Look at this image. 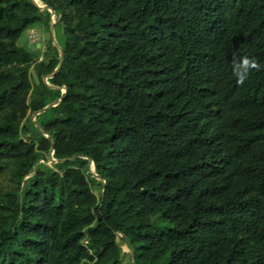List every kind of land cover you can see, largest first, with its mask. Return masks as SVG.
<instances>
[{
	"label": "trees",
	"instance_id": "obj_1",
	"mask_svg": "<svg viewBox=\"0 0 264 264\" xmlns=\"http://www.w3.org/2000/svg\"><path fill=\"white\" fill-rule=\"evenodd\" d=\"M0 264H264V0H0Z\"/></svg>",
	"mask_w": 264,
	"mask_h": 264
},
{
	"label": "water",
	"instance_id": "obj_2",
	"mask_svg": "<svg viewBox=\"0 0 264 264\" xmlns=\"http://www.w3.org/2000/svg\"><path fill=\"white\" fill-rule=\"evenodd\" d=\"M33 1L36 3V0H33ZM38 6H39V7H42L43 9H48L51 13H53L52 8L49 7V6L40 5V4H38ZM53 24H54V21L52 20V21L50 22V28H49L51 32L53 31ZM52 40H53L54 45L56 46V48H57V50H58V54H59L58 64H57V66L55 67V69L53 70V72H55V71L57 70V68L59 67V65L61 64L63 53H62V49H61L60 45L54 40V37H53V36H52ZM34 47L39 48V47H40V44H39V43H36V44L34 45V43H31V42L28 43V48H34ZM53 72H52V73H53ZM52 73L43 76V80L45 81V83H46V79H47L49 76H51ZM46 84L49 85V86H51V87H53V88L63 89V91L61 90V95H60L59 98H57V99H55V100L49 102L48 104H46V105H45L44 107H42L41 109H39V110L33 112L32 115H31V119L34 121V124L36 125V127H37V128H38V129H39V130H40L45 136H47V137L51 140V137L49 136V134L46 133V132L43 130V128L39 125V123L35 120V115L38 114V113H40V112H42V111H44V110H46V109H48V108L51 107V106L56 105V104L61 100V98L64 96V94H65V92H66V87H65V85H62V86H52V85L48 84V82H47ZM52 151H53V150H52V147H51V148H50V154H49L50 160H51V161H56V160L52 157ZM62 160H65V159H62ZM88 167H89V169H90V172H91V173H92L97 179H100V180H101V182H102L101 196H103V193H104V179H102L97 173L94 172V170L92 169V168H93V163H92L91 160H89ZM121 236L126 240V243H127V245H128V249H129V251H131V253H132V258H133V251H132V248H131V244H130V242L128 241V239H127V237H126L125 235H121ZM132 261H133V260H132Z\"/></svg>",
	"mask_w": 264,
	"mask_h": 264
},
{
	"label": "rangeland",
	"instance_id": "obj_3",
	"mask_svg": "<svg viewBox=\"0 0 264 264\" xmlns=\"http://www.w3.org/2000/svg\"><path fill=\"white\" fill-rule=\"evenodd\" d=\"M31 29H34L36 32H37V34H38V40L36 41V43H40L41 44V46H40V48L41 49H44V46L46 45V42H47V40H48V37L52 40V36L54 37V40L58 43V42H61L60 41V37H59V31L57 30V29H55L54 30V32L52 31H50V29H49V31L48 32H46V31H44V30H41V29H39V28H31ZM29 30L30 29H28V30H26L25 32H24V34L22 35V38H21V45H25L26 44V46L28 47V43H29ZM53 41V40H52ZM54 43V42H53ZM31 82H32V84H34V83H38V80H37V78L34 76V73L32 74V76H31ZM46 83H47V81H46ZM60 90H62L63 91V89H60ZM50 158V157H49ZM52 162H54V161H51L50 159H49V161H47V162H45L46 164H51ZM93 169V168H92ZM93 189H94V187H93ZM94 192L97 194L98 193V191L96 190V189H94ZM117 240L119 241V237H117ZM119 243H120V245H121V247H122V249H123V251H128V248H127V245L124 243V242H122V241H119Z\"/></svg>",
	"mask_w": 264,
	"mask_h": 264
},
{
	"label": "built area",
	"instance_id": "obj_4",
	"mask_svg": "<svg viewBox=\"0 0 264 264\" xmlns=\"http://www.w3.org/2000/svg\"><path fill=\"white\" fill-rule=\"evenodd\" d=\"M29 41L36 42L38 40V34L34 29L29 30Z\"/></svg>",
	"mask_w": 264,
	"mask_h": 264
},
{
	"label": "clouds",
	"instance_id": "obj_5",
	"mask_svg": "<svg viewBox=\"0 0 264 264\" xmlns=\"http://www.w3.org/2000/svg\"><path fill=\"white\" fill-rule=\"evenodd\" d=\"M41 5V4H40ZM54 21V20H53ZM29 42H31V41H29ZM31 43H34V42H31ZM36 44V42L34 43V45ZM40 44V43H39ZM40 46H41V44H40ZM34 48H36V47H34ZM40 48V47H39ZM49 84V83H48Z\"/></svg>",
	"mask_w": 264,
	"mask_h": 264
}]
</instances>
